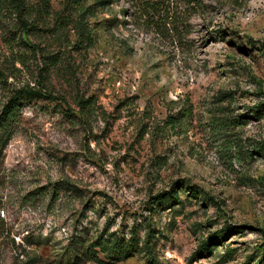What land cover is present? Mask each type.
<instances>
[{
  "label": "rangeland",
  "instance_id": "obj_1",
  "mask_svg": "<svg viewBox=\"0 0 264 264\" xmlns=\"http://www.w3.org/2000/svg\"><path fill=\"white\" fill-rule=\"evenodd\" d=\"M171 1L181 39L141 0H112L89 48L68 0H28L27 33L0 8V117L26 85L56 98L24 101L9 126L0 264H76L71 244L133 226L142 241L151 226L154 264H264V0ZM183 181L181 203L154 205Z\"/></svg>",
  "mask_w": 264,
  "mask_h": 264
},
{
  "label": "trees",
  "instance_id": "obj_2",
  "mask_svg": "<svg viewBox=\"0 0 264 264\" xmlns=\"http://www.w3.org/2000/svg\"><path fill=\"white\" fill-rule=\"evenodd\" d=\"M193 1L194 0H188V3L191 4ZM42 2L46 8L50 7L49 0H42ZM141 3V9H143V11H141L143 12L142 16H146L150 21H154L155 16L158 15L160 20L159 34L173 31V36H177L178 39H181L182 35L178 29H167L168 21H171L173 24L177 18H180L181 13L178 12V8H176V12L175 9L172 8L174 1L141 0ZM110 4H112V0H98L91 5H87V0H68L67 10L71 15V18L74 15L78 16L77 25L79 35L81 37V42L84 43L87 48L92 47L95 43V36L88 29V20L93 18L99 9L106 8ZM0 8H3V10L12 8L14 13L17 15L21 26V31L25 33L30 32L32 24H30L29 20L33 15V10L29 5L28 0H0ZM3 77L4 73L2 70H0V80L3 79ZM43 89L47 90L48 88L42 87V89H38L36 87L26 85L17 90L14 95L11 96L9 103L6 105L4 112L0 117V175L4 148L10 141V133L8 129L16 110H18L21 104L27 100L40 97L56 99L48 90L45 92L47 94H44ZM95 106V100H82L79 103V112L83 117L84 115L92 113L93 109H95ZM181 124L182 122L173 116H170L169 120L167 121V126H170L173 129L180 127ZM183 183L186 182H177L170 193L166 192L162 195H158L155 199L154 205L159 204V202L164 206H174L175 204L181 203V198L179 192L177 191V187ZM188 189L190 194L195 199L200 197L209 198L207 194L201 191L197 186L189 185ZM146 229V238L144 241H142L138 226L127 228L122 233H110L108 230H105L94 239L83 240L82 238L81 241L79 240L71 244V249L74 251L76 264H84L89 261L95 262L97 264H118L120 262L127 261L139 253L146 255L147 261L151 264H154L157 260L155 256V248L153 246V239L155 236L153 235L151 226H147ZM212 242L213 241L203 242L200 250L212 251Z\"/></svg>",
  "mask_w": 264,
  "mask_h": 264
}]
</instances>
